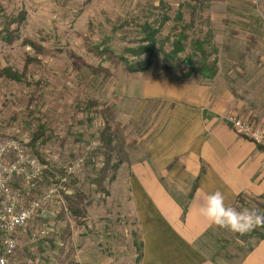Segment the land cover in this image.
Listing matches in <instances>:
<instances>
[{"label": "rangeland", "instance_id": "1", "mask_svg": "<svg viewBox=\"0 0 264 264\" xmlns=\"http://www.w3.org/2000/svg\"><path fill=\"white\" fill-rule=\"evenodd\" d=\"M159 1L0 0V27L7 15L23 14L21 38L27 36L40 45L37 48L22 45L21 40L12 45L0 41V134L29 135L32 142L39 125L45 123L53 136L44 143L40 138L39 145L33 146L38 149L40 155L35 153L39 159L48 161L59 156L61 162H67L84 158V165L66 181L63 174L56 172L57 166L53 167L55 176L45 172L41 190L55 188L58 203L53 216L38 217L34 226L47 222L49 233L31 242L29 231L25 232L23 243L9 264H139L142 247L131 207V165L148 158V141L168 107L158 99L125 97L116 87L128 81L136 85L162 74L171 80L167 71L171 65L159 58L147 71L127 74L97 59L90 48H103L108 43L115 48L128 46L114 28L125 18L129 26L124 27L129 29L150 14L155 19L162 17V12L153 7ZM203 1L202 19L189 32L201 38L207 36L211 41L219 72L213 80L193 78L207 86L221 84L232 93L237 114L230 113L227 119L248 118L264 125V0ZM164 2V12L170 18L164 27L168 33L179 22L178 3L196 1ZM254 9H260L263 15H251ZM183 12L189 20L186 7ZM86 97L109 102L117 113L112 126L123 144L120 168L104 184L98 179L102 160L99 130L103 120L82 122L85 116L80 106ZM74 192H81L85 201L76 200L72 208ZM244 207L256 205L250 202L236 208ZM220 239L222 255L239 256L246 247L238 234L225 229H220Z\"/></svg>", "mask_w": 264, "mask_h": 264}, {"label": "crops", "instance_id": "2", "mask_svg": "<svg viewBox=\"0 0 264 264\" xmlns=\"http://www.w3.org/2000/svg\"><path fill=\"white\" fill-rule=\"evenodd\" d=\"M259 14L260 9L251 13ZM116 89L168 107L148 141V158L131 165V207L143 253L139 264H264V238L240 240L246 247L239 256L222 255L220 229L198 211L216 190L232 206L240 194H264V149L228 123L226 115L237 114L232 93L221 84L177 83L165 74Z\"/></svg>", "mask_w": 264, "mask_h": 264}, {"label": "trees", "instance_id": "3", "mask_svg": "<svg viewBox=\"0 0 264 264\" xmlns=\"http://www.w3.org/2000/svg\"><path fill=\"white\" fill-rule=\"evenodd\" d=\"M195 1L194 4L191 2L178 3L180 11L177 14V20L179 22L168 33H165L164 27L170 18L164 12V0H160L158 4H153V7L162 12V17L157 16L155 19V16L150 14L148 15V19L143 22H136L129 29H125V27L129 26V20L125 18L124 20L121 19V25L114 28V32H117L119 38L128 43V46H118L115 48L108 43L103 48L99 45H93L90 50L97 59L102 62H109L115 68L123 69L127 74L145 72L154 65L155 59L161 58L171 65V67L167 68V71L174 81L198 84L199 81L195 80L193 76H198L204 80H213L219 72V61L216 49L212 46L207 36L201 38L199 35L195 36L196 34L189 32V30L195 28L199 19L200 21L202 19L200 12L203 10L202 6L204 5V1ZM185 7L189 14V20H186L184 17L183 8ZM24 21L25 16L23 14L7 15L6 21L0 27V41H6L12 45L21 40L20 44L22 45L27 44L39 48L40 45L35 43L31 38L27 36L21 38L19 29ZM40 48L42 51H45L42 46ZM176 68H180V70H176ZM105 70L110 72L108 68H105ZM80 111L85 116L82 121L83 123H91L95 119L103 120L99 130L98 150L102 160L98 179L101 184H104L112 173H114L113 177H115V173L120 168V155L123 144L120 143L112 126V123L117 121V113L113 105L109 104V102L99 101L91 97L84 98L80 106ZM48 131L49 129L45 123L39 125L31 142L32 148L36 144L39 145L40 138H42L41 143L48 142L52 138V132ZM243 137L247 138V136ZM257 145L259 149H264V145ZM35 151L40 155L38 149ZM42 162L46 163L43 159ZM48 167L45 172L50 177L51 175L55 176L54 169L51 166ZM56 172L63 174V177L66 175L64 168H60ZM198 185L199 178L194 182L193 191H195ZM65 193L70 192L66 191ZM71 195H73V198L70 200L71 207L75 204L76 200H78V203L85 201V196L81 192H74ZM250 202L256 205V209L264 211V194L257 198H247L246 194H240L233 207H237L238 205L243 206ZM83 204V210H86V204ZM254 235L264 238V227L257 228L243 236L238 234V237L246 244ZM142 255L141 250L139 255L140 259ZM71 264L79 263L72 262Z\"/></svg>", "mask_w": 264, "mask_h": 264}, {"label": "built area", "instance_id": "4", "mask_svg": "<svg viewBox=\"0 0 264 264\" xmlns=\"http://www.w3.org/2000/svg\"><path fill=\"white\" fill-rule=\"evenodd\" d=\"M247 119L230 116L227 121L241 136L264 144V125L254 124ZM82 165L83 157L61 162L56 156L44 163L31 147L29 135L16 137L0 134V264L10 263L23 243L25 232L29 231L31 242L49 233L47 222L34 226L38 217L53 216L58 203L55 188L41 190L48 166L64 168L66 175L63 181H66Z\"/></svg>", "mask_w": 264, "mask_h": 264}, {"label": "clouds", "instance_id": "5", "mask_svg": "<svg viewBox=\"0 0 264 264\" xmlns=\"http://www.w3.org/2000/svg\"><path fill=\"white\" fill-rule=\"evenodd\" d=\"M198 211L210 226L241 236L264 227V211L247 207L237 209L226 203V196L220 190L207 194Z\"/></svg>", "mask_w": 264, "mask_h": 264}]
</instances>
